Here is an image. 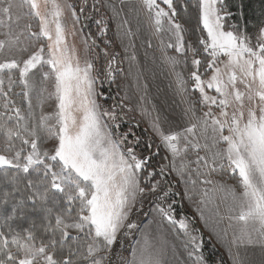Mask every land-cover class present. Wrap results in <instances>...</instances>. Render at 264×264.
I'll return each mask as SVG.
<instances>
[{
  "label": "snow or ice",
  "instance_id": "snow-or-ice-1",
  "mask_svg": "<svg viewBox=\"0 0 264 264\" xmlns=\"http://www.w3.org/2000/svg\"><path fill=\"white\" fill-rule=\"evenodd\" d=\"M141 17L174 78L178 119L153 116L139 77L135 97L116 82L124 60L132 75ZM133 112L150 135L121 131ZM177 195L205 224L215 205L209 236L226 242L232 264H245L243 245L264 253V10L249 27L231 0H0V264H170L169 253L171 264H227L204 254Z\"/></svg>",
  "mask_w": 264,
  "mask_h": 264
},
{
  "label": "rangeland",
  "instance_id": "rangeland-1",
  "mask_svg": "<svg viewBox=\"0 0 264 264\" xmlns=\"http://www.w3.org/2000/svg\"><path fill=\"white\" fill-rule=\"evenodd\" d=\"M125 11L127 13V8H125ZM127 18L130 20L132 30L135 32L137 29V26H138L136 14L128 13ZM140 20H141V31L137 34V36L132 41V43L135 44V48L133 49V48L129 47L128 52H127V55H129V56L134 53L136 55V58H137L136 61L134 62L133 67L131 68L132 75H128L129 70H130L129 69V62L126 60V63H125L126 69H127L126 85L129 87L132 85V83L134 81V76H135L136 70L142 69V65L139 61V57L140 56H144V57H151L152 56L151 51L145 47L147 45V42H148V39L146 38V34L149 32L146 30V26L143 25V17H141ZM89 24L94 29H96L95 25L92 24L91 21H89ZM117 42L120 43V40L118 38H117ZM125 43H127V41ZM152 44L157 46L158 41L153 39ZM120 45H121V43H120ZM121 49H122V54L124 56L125 53H124V49L122 46H121ZM147 73L148 72L141 75L142 80L140 81L142 83V85L147 84V86H148L143 91V95L145 96V99L150 97V95L152 96V98L155 96L153 94V88L150 87L151 84L148 80V77L145 76V74H147ZM105 90L107 92H109V87L107 86V84H105ZM149 90H150V92H152V94H148ZM17 91H19V89ZM121 94H123V93H121ZM134 95H136V94H134ZM45 110L46 111L49 110L48 105H45ZM149 111H152V110H149ZM156 113H160V112L155 111V112H153V115L155 116ZM37 115H39V110H37ZM166 115H169L172 117L173 113L170 114V112H166ZM165 117H167V116H165ZM132 119H137L139 121L140 120L145 121L147 126L149 125V119L147 117L142 116L139 112L130 113L127 117H125L126 122L130 121ZM144 131L148 135H150V133L148 132V130L145 127H144ZM217 179L219 180L221 178L217 177ZM224 182L228 183V184H232V183H229L226 179H224ZM208 187H211V186L209 185ZM180 191L181 192L183 191L182 186H181ZM175 199H176L177 212L178 213L182 212L184 214H187L189 217H192L195 220V222L197 223V226L203 231L205 245L208 246V248H209L207 253H206V250H204V254L206 256H209V259L214 260V261H219L223 257L224 260L227 262V264H232V260H231V257L229 255L226 242H224V243L217 242L215 238L210 239V236H209L211 229L215 226V220H216V217L214 215L215 205H208L205 208L204 214H205V218L208 221L207 224H205L203 221H200L199 214L196 212L195 206L190 201L182 200L179 195H177L175 197ZM201 207H204V206L201 205ZM221 209L223 210V206H221ZM227 224H228V221L225 220L224 222H222L219 225V229H223V228L227 227ZM231 235H232V232H231V230H229V238L231 237ZM239 253H240V257L245 261V264H261V261L264 260V253L261 252L259 245H243L240 247Z\"/></svg>",
  "mask_w": 264,
  "mask_h": 264
},
{
  "label": "crops",
  "instance_id": "crops-1",
  "mask_svg": "<svg viewBox=\"0 0 264 264\" xmlns=\"http://www.w3.org/2000/svg\"><path fill=\"white\" fill-rule=\"evenodd\" d=\"M107 13L108 15H111L110 12H107ZM112 28H113V36H114L115 44L119 52L121 53V56L123 57L121 45L120 43L117 42L115 22H112ZM148 37H149V33L146 34L147 39ZM145 47L151 51L152 56L151 57H144V56L139 57V61L142 65V69L136 70L134 81L130 87L126 85V82H127V69H126V64H125L126 60H124V62L122 63L123 69H124L123 86L129 90L130 95L135 97L136 95H138L135 87H133V85L136 82V78L139 77V80L141 81L142 80L141 75L148 72L147 74H145V76L148 77V80L151 84L150 87L153 88V94L155 96L152 98V96L150 95V97L146 98L147 109L148 110L155 109L156 111H159L160 112L159 114L162 119L165 116L171 117L169 115H166V112H170V114L173 113L172 117H175L178 119L182 113L183 105L181 104L180 96L177 95L176 93L175 86L173 84L174 78L169 74L168 68H166L164 64L161 62L160 52L158 50L154 51L156 46L153 44V48H148L147 45ZM140 84L142 85L141 82ZM148 94H152V92H150L149 90ZM140 122L142 123L143 127H145L148 130V132L151 134V130L147 126L145 121L140 120ZM209 205H213V204H209ZM151 219L152 217L148 216L145 222L141 225L140 229L141 230L145 229L148 226L149 221ZM152 230H153V235L158 236L161 243L165 241V237H166L167 242L171 244L172 236L167 233L166 229L162 230L164 232V236H159V234L156 232V225H152ZM139 235L140 233L138 232L137 238L139 237ZM135 243L136 241L134 240L132 245H134ZM169 262L171 264V253H169Z\"/></svg>",
  "mask_w": 264,
  "mask_h": 264
},
{
  "label": "trees",
  "instance_id": "trees-1",
  "mask_svg": "<svg viewBox=\"0 0 264 264\" xmlns=\"http://www.w3.org/2000/svg\"><path fill=\"white\" fill-rule=\"evenodd\" d=\"M231 3L233 4V11H234V15H235V20L236 22L240 23L242 26L245 22L249 23V27H251V24L256 23L260 18H261V12L262 10H264V8H262V5H264V0H243V3L245 5V7L242 10V16L243 18H241V11L238 9V5L240 3V0H231ZM100 14H107L105 9H101V13ZM87 22V23H86ZM85 25L86 27L91 26L89 24V21H86ZM192 24H195V19L193 18L192 20ZM91 31L93 33L96 32V29H94L91 26ZM108 38L112 39L114 41L113 45L111 46L112 49L114 51L119 52L116 44H115V40H114V36H113V28H112V23L110 24V28H109V32H108ZM99 42V40H98ZM121 68H123V64L119 65ZM123 80H124V73L123 74H117V78H116V82L117 84H123ZM18 90V88L16 89V91ZM106 91V90H105ZM118 91V89L116 88L115 85H113L112 87L109 88V92L112 95L116 94ZM109 103H111V101H109ZM138 124V127H137ZM129 127H132V129L135 131V133L137 135L140 136H145L148 135L145 131H144V127L142 125V123L137 120V119H132L130 121H125V123L122 125L121 131H127ZM131 138V137H130ZM163 150H161V157L163 156ZM155 162H160V157L156 158ZM227 180V179H226ZM229 183H234V181L231 180H227ZM149 211L148 206H145L144 211L140 213V215L137 217L138 222H140V227L141 225L145 222V220L147 219V217L144 216V212ZM191 216V215H190ZM24 226H27V224L25 222H22ZM138 233V232H137ZM136 233V236H137ZM135 239L129 237L128 240L124 243L123 245V249H119L121 252H123L124 255H128V252L130 251V245H132V243L134 242ZM205 244V242H204ZM119 248V246H117ZM124 249H127L128 252H125ZM208 246L205 245V249L206 253L208 251ZM218 256V255H217ZM222 257V256H221ZM223 258V257H222ZM224 259V258H223Z\"/></svg>",
  "mask_w": 264,
  "mask_h": 264
}]
</instances>
